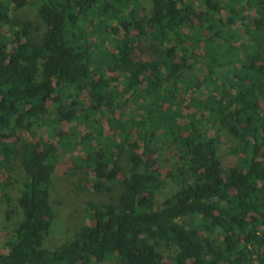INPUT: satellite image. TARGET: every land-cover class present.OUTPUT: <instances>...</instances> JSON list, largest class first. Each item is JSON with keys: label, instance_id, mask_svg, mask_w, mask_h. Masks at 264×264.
<instances>
[{"label": "trees", "instance_id": "16d2710c", "mask_svg": "<svg viewBox=\"0 0 264 264\" xmlns=\"http://www.w3.org/2000/svg\"><path fill=\"white\" fill-rule=\"evenodd\" d=\"M145 1L0 0L5 204L17 155L22 170V217L0 264H94L113 254L125 264H264V0ZM29 4L44 24L39 41L30 21L11 15ZM108 40L113 49L102 47ZM220 131L237 143L232 163L218 155ZM158 146L172 148L178 177L160 201ZM124 149L117 201H92L70 240L45 247L59 160L69 154L71 172L86 166L100 193L119 180ZM162 243L176 248L169 261Z\"/></svg>", "mask_w": 264, "mask_h": 264}, {"label": "rangeland", "instance_id": "374dc122", "mask_svg": "<svg viewBox=\"0 0 264 264\" xmlns=\"http://www.w3.org/2000/svg\"><path fill=\"white\" fill-rule=\"evenodd\" d=\"M141 4H147L145 0H138ZM196 8V7H195ZM250 15L254 14V11H250ZM11 15L21 20L30 21L34 25V29L30 30V37L34 41H39L43 31L44 24L37 12V7L33 4L27 5L25 8L12 11ZM121 36H119L120 38ZM140 53L142 56L150 58L149 53L151 48L149 46V40L146 37H140ZM112 40L102 46L103 48L113 49ZM137 48L135 51L137 52ZM139 52V50H138ZM111 76L121 78L122 74L113 72L105 67ZM191 98L190 96H188ZM101 125L104 133L109 131V126L105 119L101 120ZM66 124L62 125V129L66 130ZM84 125H80V131H84ZM214 130V129H213ZM46 135V134H45ZM46 138V137H45ZM13 141L12 139H10ZM21 143L17 144L20 148ZM237 143L234 138L228 136L223 131L219 133V142L217 145L218 155L224 164L232 163L236 161L238 155L235 153ZM81 145L77 150L76 154L83 155L81 153ZM143 149L140 147L139 152L142 153ZM159 154V164L161 170V177L164 186L156 194L157 200H163L168 192L175 186L176 176L175 168L172 164L174 163L175 157L173 155L172 148L170 146H158L154 148ZM84 156V155H83ZM20 156L17 155L11 159L13 171L11 172L13 185L10 195V202L5 204L3 199L0 198V249H2L5 240L12 236V225L18 222L22 215L19 207L17 206V196L21 190L22 170L20 167ZM119 164L122 167L119 180L111 187L110 191L103 190V192L95 193L91 189L87 176L86 166L75 169L73 172L69 170L72 162L69 154L62 157L52 175L51 195L50 200L54 209V218L50 229L44 239V246L47 248H55L61 243L70 240L73 237L74 232L79 228L80 225L87 222L88 217V205L92 201H101L103 203H115L118 196L123 191V184L121 178L128 176L129 165L127 162V156L125 149L121 152ZM175 167V166H174ZM172 172L173 181L170 183L168 172ZM8 177V176H7ZM171 184V185H170ZM9 212V217L6 212ZM159 250L163 254L166 261H169L176 252L175 247H167L165 243L159 247ZM94 264H125L122 259L117 255L113 254L108 257L105 261Z\"/></svg>", "mask_w": 264, "mask_h": 264}]
</instances>
